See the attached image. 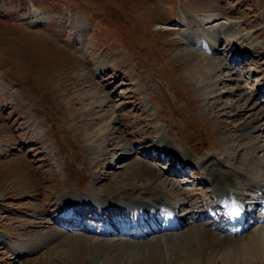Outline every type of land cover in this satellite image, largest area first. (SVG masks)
<instances>
[{"label": "rangeland", "instance_id": "1", "mask_svg": "<svg viewBox=\"0 0 264 264\" xmlns=\"http://www.w3.org/2000/svg\"><path fill=\"white\" fill-rule=\"evenodd\" d=\"M231 26L251 38L236 45L245 52L222 43L212 55L224 64L212 77L213 93L204 95L178 55L202 52L199 28ZM92 87L108 99L102 108L81 94ZM236 102L248 109L233 121ZM261 110L250 122L261 131L240 138L245 132L234 126ZM113 111L107 152L98 156L92 132ZM263 127L264 0H0V264H180L176 257L199 237L191 228L202 225L140 240L69 232L53 219L60 197L145 194L150 182L126 174L128 163L140 160L161 172L151 192L207 200L202 162L220 160L226 170L252 176L247 150L264 146ZM158 133L175 151L193 155L179 178L170 175L172 155L146 157L159 149ZM121 155L127 158L117 160ZM256 157L258 179L264 152Z\"/></svg>", "mask_w": 264, "mask_h": 264}, {"label": "bare ground", "instance_id": "2", "mask_svg": "<svg viewBox=\"0 0 264 264\" xmlns=\"http://www.w3.org/2000/svg\"><path fill=\"white\" fill-rule=\"evenodd\" d=\"M209 8L212 9L213 7ZM195 28L194 26L196 31ZM198 30L205 39L202 52H200L201 50L186 49L178 56L183 61L184 75L190 82L195 83L200 90H203L204 95H210L217 85V81L212 77L224 64L220 59H214L212 55L221 49L222 43L228 47L232 46L231 49L226 47L229 52L234 50L243 51L236 45L241 44L238 42L240 39H250L251 35L244 34L242 30L235 26L226 29L206 27ZM251 43H254L253 40ZM236 60L237 58L232 57V63L236 64ZM101 64L103 67L105 66L103 63ZM95 91L97 90L92 87L81 94L89 98H95L96 106L102 108L108 102V99L106 96H101L102 100L98 99ZM237 105L230 104V107L236 109V112L229 117L233 121L248 109L246 102L244 104L239 102ZM250 109L253 110L249 107V111ZM114 111L109 116L107 115L108 119L104 120L98 128L96 126V129L92 132L94 133L92 143L95 144L98 141L93 146V154L99 156L107 152H104L103 147L104 142L106 143V137L112 133L110 127L116 120ZM262 115L263 110L250 113L243 122L244 125L234 126L235 130L239 127L241 132H245L239 134L240 138H251L261 131L260 126H254L255 124L250 122L255 121V119L258 120ZM156 146L159 147V149L154 148L156 153L161 152L163 156L173 154L176 157V167L170 173L174 178H179L185 171L183 167L189 166L193 162L191 152L175 151L176 149L174 150L160 133L157 134ZM255 152H264V146L262 147L254 142L249 151L247 150V154L252 160L248 159L251 162L249 168H251L250 171L253 173V177H255L254 173L258 169L257 166L262 162V157L257 158ZM118 157H116L117 160L127 158L124 155ZM146 157L152 158V152L148 153ZM223 166L222 161L211 158L202 162L203 179L207 182L206 184H210L211 191H209V194L211 193L212 197L197 202L198 200L193 201L191 198L193 193L181 194L180 200H169L162 194H156L148 190L151 189L152 185L157 184L158 180L162 179L161 172L156 173V168L145 161L135 160L126 166L128 169L126 174L130 173L142 181H149V185H145L147 194L132 193L117 197L94 198L93 196H80L77 191H74L60 197L61 207L55 212L57 218L53 217V219H55L56 225L69 232L82 230L80 224L83 220H97L99 227H87L84 232L93 233L101 238H123V236L127 237L129 235L138 240L158 233L171 234L193 224L202 225L204 228L200 231L196 230L194 226L191 228V230L198 233L199 237L189 247L190 249L185 253H181V256L176 257L175 260H178L179 263L214 264L223 255L220 264H264V169L261 170L263 172L262 177L259 176L256 179L252 178L251 174L247 176L232 172V170H226ZM118 167H122V165ZM163 181H167L168 184L166 182V185L171 186L177 183L174 179L168 178H164ZM184 206H187L188 209L186 210ZM182 207L184 209H181ZM166 215L169 217L167 218ZM66 222L71 223L70 227L64 226ZM210 236L221 239L224 246H226L223 248L222 245V247L212 245L208 240ZM222 249L224 252L216 260L215 255L218 256V252L220 253ZM216 251L217 253H215Z\"/></svg>", "mask_w": 264, "mask_h": 264}]
</instances>
